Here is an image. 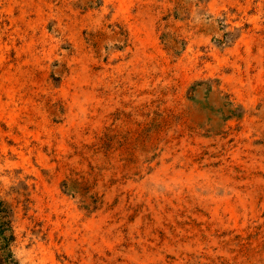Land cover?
Wrapping results in <instances>:
<instances>
[{"label": "rangeland", "instance_id": "rangeland-1", "mask_svg": "<svg viewBox=\"0 0 264 264\" xmlns=\"http://www.w3.org/2000/svg\"><path fill=\"white\" fill-rule=\"evenodd\" d=\"M0 200V264H264V0H0Z\"/></svg>", "mask_w": 264, "mask_h": 264}, {"label": "trees", "instance_id": "trees-1", "mask_svg": "<svg viewBox=\"0 0 264 264\" xmlns=\"http://www.w3.org/2000/svg\"><path fill=\"white\" fill-rule=\"evenodd\" d=\"M5 208L3 202L0 200V262L11 261L10 251L8 249V242L12 240L13 235L11 233V228L9 226V220L6 219ZM3 213V214H2Z\"/></svg>", "mask_w": 264, "mask_h": 264}]
</instances>
